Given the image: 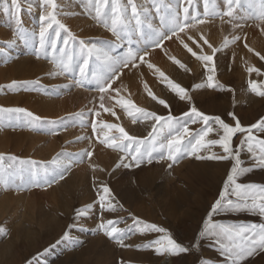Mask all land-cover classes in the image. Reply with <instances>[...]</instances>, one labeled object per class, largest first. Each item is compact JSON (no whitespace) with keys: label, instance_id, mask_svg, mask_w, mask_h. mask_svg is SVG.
I'll return each instance as SVG.
<instances>
[{"label":"rangeland","instance_id":"374dc122","mask_svg":"<svg viewBox=\"0 0 264 264\" xmlns=\"http://www.w3.org/2000/svg\"><path fill=\"white\" fill-rule=\"evenodd\" d=\"M4 2L5 0H0V18H2L0 30L6 27V34L0 35V86H6L14 80L39 81V83L27 88H0V107H23L48 120H62L63 124L46 125L44 130H35L23 126L22 119L0 122V154H4L5 157L0 164L4 168L11 165L17 170L23 169L26 173L32 165L22 164L21 161H36L39 174L35 180L41 185L36 187L25 184L24 187L18 188L16 185H19V181L16 185L8 187L0 185V212L14 211V208L16 210L13 223L7 224L5 215L0 217V228L4 229L0 231V264H37L38 260H42L40 264H65L60 259H66L68 261L66 264H87L94 255L97 259L103 258L104 255L97 256L93 251L81 253L77 255V259L75 254L74 257L68 255L70 252L78 251L73 244L77 236L84 235L86 239H94L98 234L99 229L93 226L95 223L91 219L90 212L97 209L100 194L98 186L101 183L109 186L112 194L117 198L133 196L136 193H144V196L149 198L145 204L134 201L132 205L126 203L124 205L121 202L123 207L119 205L117 208V211L123 213L125 221L123 229L128 232L129 242L121 246L115 243L114 239H109L113 245V256L117 262L115 264H157L165 255L156 254L154 247L148 246L162 234L155 232L148 234V231L142 233L134 224L133 217L165 228L173 238L185 246L194 244L199 239L198 234L204 226L203 222L208 217L211 205L223 188L231 168V161L183 157L171 168L168 167L171 162L166 159H153L151 164L145 160L139 167L126 168L122 165L116 167L120 163V151L100 144L99 140L103 139V134L101 133L98 137L93 132L92 120L118 123L130 135L141 138L146 137L152 127L146 135L134 134L129 127L138 125L141 121L150 120L137 119L136 123H133L132 117L119 107L115 109L116 117H113L99 109L100 94L92 85L88 83L83 86L76 85L73 78L66 74L52 75L51 73L59 71L56 67L58 60L53 59L52 51L49 50L47 53L41 51L39 58L36 56L39 48V17L48 11L43 5V0H21L23 11L21 12L22 25L19 30L15 22L3 13ZM8 2L10 3V0ZM120 2L125 3L126 0H120ZM135 2L148 10L141 17L145 32L151 31L148 28L149 24L152 28H160L162 20L166 21L177 10L183 14V7L188 6L185 0H135ZM56 3L58 5L57 19L78 39H84L98 46H103L105 42H112L115 39L108 29L94 19V12L88 0H56ZM216 3L219 8H223L224 0H216ZM259 7L260 0H241L236 10L237 22L243 25L240 28H233L232 24L224 22L228 20L227 17L224 21L215 17L189 30L193 39L201 43L204 52L211 54V49L203 45L199 39L200 36L207 39L213 47L221 49V55L218 56L217 52L214 58L216 68L214 82L223 85V89L207 87V73L202 62L192 57L175 37L165 40L161 48L150 49L146 59L169 79L186 88L191 97L190 101L187 99L181 101L176 97L167 87V82L159 77V73L155 72V69H149L146 64L140 65L139 69L131 72L125 70V74L113 87H121V96L131 99L137 107L155 111L157 114L167 115L170 111L172 115L181 117L194 104L206 115H219L230 124H234V121L229 113L235 114L244 126L256 123L264 118V96L253 92L249 81H257L259 90L264 91V60H260L255 54L259 52L264 55V24L255 18ZM203 10V0H193L192 6H189L190 12L202 14ZM240 16H244L245 20L240 21ZM10 24L16 28L13 30L7 28ZM55 28L54 24L53 29ZM49 31L53 32L52 29ZM21 34L27 37V41L21 38ZM234 36H239L240 39L233 42ZM64 37L65 33L61 31V38ZM225 38L228 40L227 45H225ZM185 42L189 43L190 47L193 46L186 38ZM62 46V40L58 41V47ZM248 48L254 51L249 52ZM122 51L124 49L117 48L114 54H121ZM76 54H79L78 46H76ZM59 55V53L55 54L56 57ZM170 57L178 60L188 57L191 61L189 64L183 63L182 59L180 62L185 64L189 71L181 69ZM23 59H25L24 65L21 64ZM168 62H173L183 76H168L164 71ZM93 64L99 71L98 62ZM250 66L259 68L262 74L248 73L247 68ZM145 84L155 96L168 101L170 109H165L154 101L145 91ZM195 85H201V87H194ZM241 93L247 94L252 99L238 100V95ZM104 103L107 107L114 101L106 96ZM95 111H100V116H95ZM200 126L199 123L189 125L190 130L198 129ZM254 134L264 138V134L256 130ZM81 137L85 138L80 139ZM209 138L218 137L212 133ZM239 139L240 134H237L233 139L234 148L239 144ZM50 149L51 155L47 153ZM39 151H44L50 157L42 158ZM86 151H91L92 156L85 155L77 162L78 154ZM211 152L222 154L219 146L213 147ZM60 153L65 159V165L72 162L71 169H85L89 172V180L83 191L75 188L70 191L58 185L57 182L52 183L51 186L48 185L47 182L60 173V164L52 163L53 158ZM208 154L210 152L207 151L201 153L205 156ZM153 155L156 156L157 153ZM13 156L18 159H9ZM241 159L242 166L249 171L242 174L238 182L264 185V168L258 167L247 151L241 152ZM143 178H146L145 186L138 184ZM84 192L95 193L90 205L79 201L80 194ZM175 195L180 196L182 203L172 207L170 198ZM87 207L91 209L89 212L86 210ZM81 210H86L88 214L78 216L77 213ZM137 211L142 212L137 214ZM173 215L179 221L175 227L170 222L167 223ZM149 218L154 220L149 221ZM213 219L217 223L224 224L264 223V217L250 212L214 214ZM27 230L32 232L30 238L26 236ZM66 232L69 233L67 240L64 239ZM144 234L148 237L143 238ZM63 244H67L68 248H63ZM6 249L8 251L3 252ZM118 249L124 252L134 250L140 255L153 252L156 263L142 259L118 262ZM47 252H51L49 259H40L41 255ZM169 257L170 264H226V257L214 242L207 239L200 240L199 247H192L188 253L169 254ZM244 264H264V253L247 259Z\"/></svg>","mask_w":264,"mask_h":264},{"label":"snow or ice","instance_id":"6c2138e0","mask_svg":"<svg viewBox=\"0 0 264 264\" xmlns=\"http://www.w3.org/2000/svg\"><path fill=\"white\" fill-rule=\"evenodd\" d=\"M188 6L183 7V14L176 11L166 21H161L160 28H152L149 24L150 32L144 31V21L141 19L147 13V9L138 6L135 0H126L121 3L120 0H88V4L94 12V19L108 29L115 38L112 42H105L103 46L90 44L84 39H78L69 29L61 23L56 17V9L58 7L56 0H43V5L48 9L46 14L39 17L40 27L38 32L39 48L36 52L39 58L41 51L47 53L49 50L54 54L53 59L58 60L56 67L58 72L52 75H68L73 78L76 85L83 86L88 83L94 87L99 95V109L105 113L116 117L115 109L117 107L123 109L128 116L132 117V122L136 123L137 119L154 121L152 130L148 132L146 137H138L130 135L118 123H108L103 120L93 119L91 127L94 133L99 137L103 134V139L99 142L108 148L118 149L121 153L120 163L116 167H139L145 160L148 164L153 159L167 160L171 163V168L177 160L183 157H195L198 160H218L231 161V168L223 183V188L218 198L211 205L207 219L203 222V228L199 232V239L190 246H185L182 242L167 232L163 227L155 223H146L137 217H133L134 224L139 227L143 233L145 231L155 232L159 238L153 240L148 246L154 247L157 254L178 255L188 253L192 247H199L200 240L207 239L214 242L220 252L226 257V264H244V262L253 256L264 253V223L259 224H224L217 223L213 219L214 214L220 213H238L250 212L264 217V185L245 184L238 182L239 177L249 171L243 167L241 152L247 151L252 155L254 163L264 168V138L255 135L254 130L264 134V118L249 126H244L241 120L233 113H229L234 124L225 122L219 115L210 116L199 111L193 104L188 111L184 112L181 117L171 114H157L155 111H147L145 108L137 107L131 99H125L121 96L122 88L113 87L117 81L125 74V70L131 72L139 69L140 65L146 64L149 69H155L159 73L162 81L167 82V87L181 101L191 100L188 90L169 79L159 68L149 63L146 59L149 50L153 48H161L165 40H171L175 37L181 45L187 50L197 61L202 62L205 69L206 85L208 88H221L224 86L215 83V63L214 58L220 50L215 48L200 36L203 45H207L211 49V54L204 52L201 43L193 39L189 34L190 29H195L197 25L204 24L210 18L219 17L222 21L227 17L226 23L232 24L233 28H240L243 25L237 22L236 10L241 4V0H224L223 8H219L216 0H203V13L190 12L189 6H192L193 0H185ZM251 6V5H250ZM4 14L12 19L17 29L22 25L21 0H5L2 7ZM146 18V17H145ZM264 24V0H260V7L255 17ZM240 21L245 20L244 16L239 17ZM134 22V23H133ZM56 28L53 29V25ZM50 29L53 30L50 33ZM61 31L65 33V37L61 38ZM183 34V36H181ZM21 38L27 41V37L21 34ZM185 38L192 43L185 42ZM240 39L239 36L233 37V42ZM62 40V47H58V41ZM71 42V45H70ZM228 40L225 38V45ZM76 46H78L79 54H76ZM247 47V45H245ZM117 48L124 49L121 54H114ZM194 48L196 49L194 51ZM249 52H253L252 48H248ZM56 53L60 55L55 56ZM260 60H264V55L259 52L255 53ZM170 59L184 71H189L187 66L175 57ZM93 62H98L99 71L96 70ZM248 73L255 72L261 75V70L254 66L247 68ZM39 81H12L6 86L9 89L27 88L30 85H37ZM249 86L251 90L258 95L264 96V91L259 90L257 81L250 80ZM194 87H201L195 85ZM147 94L165 109H170L168 101L158 98L149 89L148 85H144ZM231 91V89H229ZM113 93L115 95H113ZM113 100L110 106H105V97ZM95 116H100V111H95ZM80 115V114H78ZM13 119L23 120V126L31 127L35 130H44L46 125L57 126L62 125L63 121L48 120L39 115L34 114L23 107H0V122L11 121ZM199 123L198 129L190 130V124ZM215 125V127L213 126ZM51 130V129H50ZM58 130V129H57ZM215 133L218 138H209L210 134ZM240 134L239 144L234 148L233 139ZM163 137V139H161ZM81 137L80 139H84ZM219 146L222 154L211 152V149ZM210 152L208 155H201L202 152ZM157 153L156 156L153 154ZM91 157L92 152L86 151L78 154V161L84 156ZM130 157V159H128ZM4 154H0V161L4 160ZM11 160L17 157H9ZM128 162L125 163V160ZM22 164H31L32 168L25 170H17L9 165L4 168L0 164V185L5 187L16 185L19 181L18 188H22L25 184L39 187L41 186L35 177L38 176V168L36 161H21ZM53 164L59 163V158H53ZM71 161L66 165H61L64 171L48 181V185L56 183L65 178L64 173L71 168ZM27 177V178H26ZM100 192L98 196L99 206L103 211L114 212L117 205L113 203L116 197L112 194L111 189L106 184L101 183L98 186ZM118 203V202H117ZM122 208L123 206L120 205ZM86 210L78 211V216L87 215ZM119 221L114 219L102 220L99 224L100 229L105 234L114 239L118 244L124 246V239L128 232L116 225ZM0 231H4L0 228ZM69 238V233L64 234V239Z\"/></svg>","mask_w":264,"mask_h":264},{"label":"bare ground","instance_id":"6f19581e","mask_svg":"<svg viewBox=\"0 0 264 264\" xmlns=\"http://www.w3.org/2000/svg\"><path fill=\"white\" fill-rule=\"evenodd\" d=\"M1 19L2 18H0V21H1ZM86 25L88 26V24H85V26ZM5 28L6 27H4L3 29L0 30V35L6 34ZM7 28H11V30H13L16 27H14L13 24H10ZM79 28H80V25H79ZM83 30H85V29H83ZM221 53H222V51L220 49L217 53L218 56H220ZM180 59H182V58H180ZM182 62L185 64H189L191 61L188 57H185L182 59ZM21 64L22 65L25 64V59H23V61H21ZM164 71L167 73L168 76H171V75H174L176 77L183 76V74L178 71V67L173 62H168L167 65L164 67ZM248 98H251V97L245 93H241L238 95V100H244V99H248ZM152 124H153V122L151 120L150 121H141L140 124L133 125V126L129 127L130 128L129 130H131V132L134 134L146 135ZM50 150H48L47 153H50V155H51L52 150L51 151ZM38 153L40 156H42V158H49L50 157L49 155H46L44 153V151H39ZM119 154H120V156L125 155L124 153H121V152ZM56 157L59 158V164H60L59 170L61 173L64 171V169H63V167H61V165H65V159L62 158L63 155L61 153L58 156L56 155L54 158H56ZM51 174H54V173H51ZM64 176H65V178L63 180H59L57 182V184L60 185L61 187H64V188L70 190V191L74 188L77 190L80 189L81 191H83L84 188L86 187V183L89 180V172L85 169H78V168L77 169H71L70 168L69 171L64 173ZM145 179L146 178L141 179L138 184L145 186L146 185ZM64 197L66 198V196H64ZM94 197H95V193L84 192V193L80 194L79 201L83 202V203H87V205H90L91 202L93 201ZM148 200H149V198H146L144 196V193H136L133 196H129V197H125V198L124 197L123 198L122 197L121 198L116 197V200H114L113 203L116 204L117 208H118L119 205H122V203L123 204L126 203L127 205H130V204L132 205L133 202L136 201L135 203L145 204ZM97 203H98V205H97L96 210H91L88 207L86 208V210L88 212L91 210V212H90V214L92 216L91 219H93V222L95 223V224H93V226L98 227V229H99L98 234L96 235V237L94 239H90V238L86 239V237L84 235L77 236L74 239L73 244L75 245V247H77L78 253L77 252H74V253L70 252V253H68V255H70V256L73 255L72 257H74L76 255L75 259H77V255H80L81 253L83 254L85 252L93 251L97 256H101V255H104V256H103V258L100 257L99 259H97L96 256L94 255L93 257H91L89 259L90 262L87 264H115L117 262L113 256L114 252H113L112 242H110V240H109L110 238L105 234L104 230L100 229L99 224L101 223L102 220L106 221L107 219H114V220L119 221V223L116 226L123 229V227L125 225V221L123 220L124 219L123 213L120 211H117V209L114 212L103 211L99 206V200H97ZM181 203H182V199L180 198V196L175 195V196L170 198V205L172 207H177ZM15 211H16L15 208H14V211L13 210L12 211H10V210L1 211L0 217L5 215L6 223L7 224L13 223L15 220V214H16ZM140 212H142V211H137V214H141ZM143 214H144V212H143ZM173 216L169 220H167V223L170 222V224H172V226L175 227L179 221H178L177 217H175V216L173 217ZM152 220H154V219L149 218V221H152ZM24 227H28V226L24 225ZM27 229H29V228H27ZM25 233H26V236L28 238H30L32 236V232L30 230H27ZM147 233L149 234L150 232H147ZM147 237H148V235L144 234L143 238H147ZM141 240H144V239L141 238ZM125 242H129L127 237L124 239V243ZM115 243H117V242H115ZM63 246H64L63 248H68L67 244H63ZM7 249H9V248H7ZM7 249L4 250L3 252H7L8 251ZM118 251H119L118 252L119 255L117 256L118 258L115 256V258H117L118 262H125V261H131V260L138 261L140 259L145 260L147 262H151V263L156 261L155 256L153 255V252L149 253V254L140 255V253H138L137 251H134V250L132 252L131 251L124 252L123 250L118 249ZM50 255H51V252H47L44 255H41L40 259H49ZM110 256H113V257L110 258ZM75 259H72V260H75ZM60 260H62V262L65 264L68 262L66 259H60ZM41 261L42 260H38L37 264H40ZM51 264H55V263H51ZM84 264H86V263H84ZM157 264H170L169 254L165 253V255H163L160 258V260Z\"/></svg>","mask_w":264,"mask_h":264}]
</instances>
